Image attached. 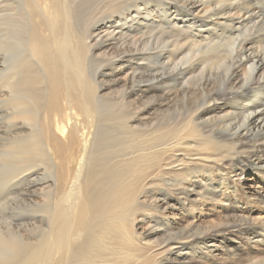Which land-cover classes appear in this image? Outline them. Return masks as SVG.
I'll use <instances>...</instances> for the list:
<instances>
[{
  "label": "bare ground",
  "instance_id": "bare-ground-1",
  "mask_svg": "<svg viewBox=\"0 0 264 264\" xmlns=\"http://www.w3.org/2000/svg\"><path fill=\"white\" fill-rule=\"evenodd\" d=\"M175 1L182 19L150 13L158 0H0L13 125L0 156L49 175L44 238L0 235V264H264V55H230L215 84L200 65L224 54H195L211 23L241 30L254 10ZM163 17L200 37L162 40L168 70L146 80L143 44ZM188 91V113L165 121ZM239 174L258 175L251 198Z\"/></svg>",
  "mask_w": 264,
  "mask_h": 264
},
{
  "label": "rangeland",
  "instance_id": "rangeland-1",
  "mask_svg": "<svg viewBox=\"0 0 264 264\" xmlns=\"http://www.w3.org/2000/svg\"><path fill=\"white\" fill-rule=\"evenodd\" d=\"M211 1H212V6L215 4L214 7L216 6L217 9L222 10L221 6L224 0H211ZM236 2L241 3L240 7H242V9L250 8L249 10H251V12L254 10L251 16L253 18H251L250 20L248 19L249 21H248L247 26H244L240 30L241 27L237 29L234 27L232 28L229 25H226L227 27L224 25L216 26L213 23H211L213 26V29L217 28V30L215 32H213L214 30L211 31L208 34L209 36L207 35L208 38H205V39H209L206 41H210V43L211 42L212 43L210 44V46L208 45V47H206L205 50L204 49L195 50V54H224V59L221 63H216V61H214L213 59L207 58V55H204V56L202 55L203 57H205L204 59L206 60L203 63L205 62L207 63V65L205 63L206 67L204 66L203 63H201L200 65V67L202 69L204 68L205 70L203 71V76L204 77L205 75L206 77L210 76L212 81L213 80L217 81V82L213 81L215 84H220L222 82V79L224 78L223 77L224 74L228 73L226 65L228 61L232 59L230 55L233 56V54H239L237 52H241V54H245V53L250 54L251 53L249 50L250 47L253 49V54L260 53L264 55V0H236ZM123 7H126V5H124ZM184 8L185 7H183L181 3L175 0L173 2L172 1L162 2L161 0H158L157 7L153 6V9L150 10V13L154 14L156 13V11H158V13H156L155 15L158 16L159 18L165 15H171L173 16L174 19L176 18L182 19L185 16ZM143 13H146V11H143ZM164 19L165 18L163 17L162 20L160 21L162 24L161 25L162 29L158 28V29L151 31L149 34H152V36L148 34L147 40L145 41V43L147 44L146 45L145 43L143 44L146 47L142 46L143 48H145L143 53H144L146 60H144V62L141 63V66H143V68H142V71L140 72L141 73L140 76L145 75L146 77H144V79H146L148 76V79L146 80H149L150 76L157 73L158 70L159 71L168 70V66H165L166 64H163L162 62H159L158 54L157 55L155 54V52L161 46L160 43L162 42V40L166 41L170 38H174V39H180L181 42L185 43V42H189L190 39L188 38L191 37L190 35L200 37L196 33L198 31L197 29L196 30L188 29L186 26L182 27L183 31L173 28L174 31L171 34V31H172L171 27L170 29L167 27ZM179 26H182V25L180 24ZM211 37L212 39H210ZM200 41L204 42L205 40L203 39ZM155 45L157 48H153L155 47ZM231 45H235V49H238V50H236V52H233L232 51L233 46ZM241 46L242 48L246 46L244 51H243L244 48L242 49ZM176 52H177V49L175 48V53ZM0 54H2L1 50H0ZM1 61H2V56L0 55V67L2 68V69L0 68V81H1L0 82V130L3 128L0 131V134L3 135L7 133L8 130L13 127V125L11 126V123H8L9 121H8V118L6 117L7 116L6 114L11 113L12 105L10 101L7 102L8 100L7 95H4V93L1 92V89H2L1 84H2V78H3V76H1V73L3 75V72H2L3 67H2ZM210 74H213V75L211 76ZM213 76L215 77V79ZM187 89L188 88H186L184 91H186ZM192 90H195V89L192 88ZM191 91H188L189 94L186 92L185 94H181L177 97L178 99L174 101L173 104L175 105L174 106L172 105L173 107L170 110V112L167 114L165 121L173 122L181 114L185 116L188 113V110H190V106L192 102L195 101L194 96L191 94L193 91L192 92ZM189 95H190V98H189ZM182 97H184L185 99L183 98L181 100L180 98ZM179 100L181 101L179 102ZM177 101L178 103H176ZM1 160L3 161L4 164L2 163ZM9 161H10V164H13L14 170L13 168L12 169L6 168V166L9 167L8 165H10L8 164ZM14 163L15 162L13 160H6L5 157L0 156V233H1L0 235L2 236L4 234H7L5 238H9L8 235L9 234L11 235L13 233L15 234L16 239L25 237L24 242L28 240L27 243H31L34 240V244H35V242L38 243L42 241V239L45 236L44 233H45L46 224H47V220H46L47 217L45 215L46 214L45 208L47 205V200L45 199H47L46 194L48 190L44 186H46V183L48 181L47 177H49V175L46 174L48 172L45 166H43V164L42 165L38 164V166L34 165L25 170L20 171L19 169L20 166L17 163L15 164ZM15 166L18 169H15ZM7 169L9 170L7 171ZM15 171H18V172H15ZM199 173H204V172L201 171ZM238 178H240L241 181L245 183V186L243 187V189H244V193L246 194V197L250 196L251 198V194L253 192L252 190L255 188L256 185L258 186L259 184L258 175L256 174V177H255V175L249 174L248 176L244 177L242 176V174H239ZM171 199L175 201L174 197H171ZM242 199L246 200L247 198H242Z\"/></svg>",
  "mask_w": 264,
  "mask_h": 264
}]
</instances>
